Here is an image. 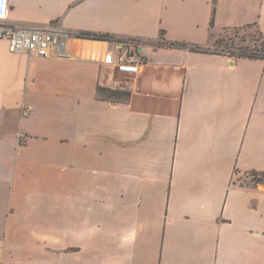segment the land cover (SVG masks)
I'll list each match as a JSON object with an SVG mask.
<instances>
[{
	"label": "crops",
	"instance_id": "1",
	"mask_svg": "<svg viewBox=\"0 0 264 264\" xmlns=\"http://www.w3.org/2000/svg\"><path fill=\"white\" fill-rule=\"evenodd\" d=\"M8 22L140 40V73L0 40V264H264V61L210 52L264 0H8ZM198 45L208 52L172 47ZM34 113L23 118V106Z\"/></svg>",
	"mask_w": 264,
	"mask_h": 264
},
{
	"label": "built area",
	"instance_id": "2",
	"mask_svg": "<svg viewBox=\"0 0 264 264\" xmlns=\"http://www.w3.org/2000/svg\"><path fill=\"white\" fill-rule=\"evenodd\" d=\"M8 0H0V40L8 44V50L14 55H29L42 59L79 60L82 57L74 53L72 45L83 39L82 32H73L60 25L54 26H22L8 22ZM136 40L116 39L114 46L118 53L106 54L102 59L107 66L114 67L120 74L137 75L140 73L142 56L138 53ZM236 51L228 52L232 59ZM239 54L262 55L260 51H244ZM238 54V55H239ZM237 55V56H238ZM235 57V58H234ZM34 113V107H22L23 118H29Z\"/></svg>",
	"mask_w": 264,
	"mask_h": 264
},
{
	"label": "rangeland",
	"instance_id": "3",
	"mask_svg": "<svg viewBox=\"0 0 264 264\" xmlns=\"http://www.w3.org/2000/svg\"><path fill=\"white\" fill-rule=\"evenodd\" d=\"M83 33V32H82ZM137 41V49L143 44L142 41ZM262 38L258 31L252 26L245 29H238L232 31H225L222 33L220 39L217 41L214 48L209 50L214 53H225L230 55L228 52L236 51L234 56H237L240 52L244 51H261L262 50ZM115 47V46H113ZM204 51L208 52L205 48L201 47ZM0 49L1 44H0ZM264 54V53H262ZM235 58V57H234ZM251 182H264V174L251 173L248 175V180Z\"/></svg>",
	"mask_w": 264,
	"mask_h": 264
},
{
	"label": "trees",
	"instance_id": "4",
	"mask_svg": "<svg viewBox=\"0 0 264 264\" xmlns=\"http://www.w3.org/2000/svg\"><path fill=\"white\" fill-rule=\"evenodd\" d=\"M83 39H91V40H98V41H115L116 38L114 36L108 35V34H94V33H87V32H83ZM172 47H177V48H189L193 51H197V52H206L204 51L200 46L198 45H187L186 43H172L171 44ZM262 53H264V46H262V50L260 51ZM236 58H251V59H260L264 61V54L260 55V56H256L255 54H239L238 56H236Z\"/></svg>",
	"mask_w": 264,
	"mask_h": 264
}]
</instances>
